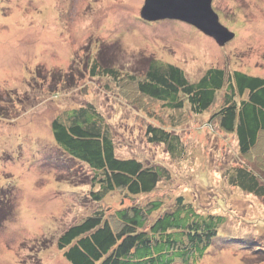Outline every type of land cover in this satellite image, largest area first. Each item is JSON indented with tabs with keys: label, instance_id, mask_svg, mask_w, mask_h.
<instances>
[{
	"label": "rangeland",
	"instance_id": "1",
	"mask_svg": "<svg viewBox=\"0 0 264 264\" xmlns=\"http://www.w3.org/2000/svg\"><path fill=\"white\" fill-rule=\"evenodd\" d=\"M144 4L0 0V198L12 207L0 223V264H69L57 239L94 210L155 196L168 206L180 195L199 212L225 217L197 264L259 263L224 240L241 235L264 246V200L229 185L224 173L242 165L264 180V135L243 156L236 136L211 120L223 91L204 113L187 105L173 111L140 96L126 76L139 77L156 58L181 67L190 81L212 67L264 78V0H212L220 23L235 33L224 46L179 20H144ZM101 67L113 68L118 80ZM86 103L109 124L119 157L164 165L171 179L133 200L118 191L90 200L88 168L69 159L50 131L54 117ZM148 125L179 135L186 156L148 142Z\"/></svg>",
	"mask_w": 264,
	"mask_h": 264
},
{
	"label": "trees",
	"instance_id": "2",
	"mask_svg": "<svg viewBox=\"0 0 264 264\" xmlns=\"http://www.w3.org/2000/svg\"><path fill=\"white\" fill-rule=\"evenodd\" d=\"M99 71L118 80L113 68L101 67ZM126 78L135 83L140 96L173 111L187 105L195 114L212 108L223 91L211 120L236 136L243 156L251 155L264 135L263 77L212 67L190 81L181 67L150 58L139 77ZM50 131L69 159L88 168L89 198L94 203L117 191L132 200L150 195L171 179L164 165L119 157L113 132L92 103L54 117ZM146 135L148 142L163 145L171 156L181 158L187 153L179 135L165 128L148 125ZM224 175L229 185L264 200V180L255 170L239 165L226 169ZM10 214L12 207L0 198V223ZM224 222L222 215L199 212L182 195L168 206L155 196L144 202L121 203L114 209L94 210L64 230L57 246L69 264H197L221 236ZM224 242L248 250L260 258L258 264H264L261 243L244 240L241 235H227Z\"/></svg>",
	"mask_w": 264,
	"mask_h": 264
},
{
	"label": "water",
	"instance_id": "3",
	"mask_svg": "<svg viewBox=\"0 0 264 264\" xmlns=\"http://www.w3.org/2000/svg\"><path fill=\"white\" fill-rule=\"evenodd\" d=\"M211 4L212 0H145L140 15L148 22L163 19L185 22L224 46L235 33L220 23Z\"/></svg>",
	"mask_w": 264,
	"mask_h": 264
}]
</instances>
